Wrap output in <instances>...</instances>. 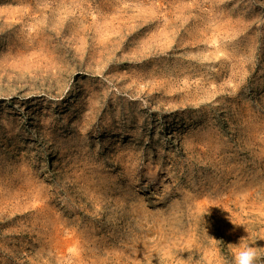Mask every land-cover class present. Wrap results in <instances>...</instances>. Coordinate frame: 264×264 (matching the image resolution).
<instances>
[{
  "label": "rangeland",
  "instance_id": "374dc122",
  "mask_svg": "<svg viewBox=\"0 0 264 264\" xmlns=\"http://www.w3.org/2000/svg\"><path fill=\"white\" fill-rule=\"evenodd\" d=\"M243 244L264 256V0H0V264Z\"/></svg>",
  "mask_w": 264,
  "mask_h": 264
},
{
  "label": "clouds",
  "instance_id": "9594fccd",
  "mask_svg": "<svg viewBox=\"0 0 264 264\" xmlns=\"http://www.w3.org/2000/svg\"><path fill=\"white\" fill-rule=\"evenodd\" d=\"M244 238L241 237V240ZM262 260H264V256H261L257 249L250 244H243L233 256V264H259Z\"/></svg>",
  "mask_w": 264,
  "mask_h": 264
}]
</instances>
